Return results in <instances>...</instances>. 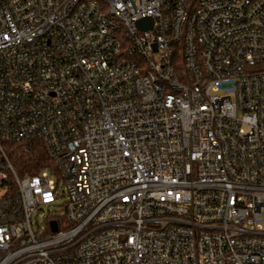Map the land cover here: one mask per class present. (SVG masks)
<instances>
[{"label": "built area", "instance_id": "obj_1", "mask_svg": "<svg viewBox=\"0 0 264 264\" xmlns=\"http://www.w3.org/2000/svg\"><path fill=\"white\" fill-rule=\"evenodd\" d=\"M134 5L0 0V264H264V0Z\"/></svg>", "mask_w": 264, "mask_h": 264}, {"label": "trees", "instance_id": "obj_2", "mask_svg": "<svg viewBox=\"0 0 264 264\" xmlns=\"http://www.w3.org/2000/svg\"><path fill=\"white\" fill-rule=\"evenodd\" d=\"M6 151L14 168L20 174L36 173L48 163H52L47 146L39 139L9 142Z\"/></svg>", "mask_w": 264, "mask_h": 264}, {"label": "water", "instance_id": "obj_3", "mask_svg": "<svg viewBox=\"0 0 264 264\" xmlns=\"http://www.w3.org/2000/svg\"><path fill=\"white\" fill-rule=\"evenodd\" d=\"M131 2H132L134 9L136 10V7L134 5V0H131ZM152 24H153V21L151 18H143V19L139 20V26L141 28H151ZM53 229L54 230L56 229V224L54 222H53Z\"/></svg>", "mask_w": 264, "mask_h": 264}, {"label": "rangeland", "instance_id": "obj_4", "mask_svg": "<svg viewBox=\"0 0 264 264\" xmlns=\"http://www.w3.org/2000/svg\"><path fill=\"white\" fill-rule=\"evenodd\" d=\"M60 201H63V198H61ZM42 212H43V211L40 212V216H39V220H40L41 222H42V217H41V216H42V215H41Z\"/></svg>", "mask_w": 264, "mask_h": 264}]
</instances>
